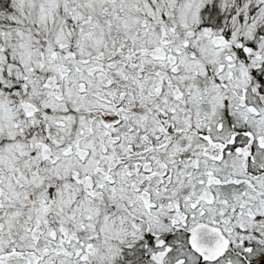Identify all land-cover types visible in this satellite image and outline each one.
Instances as JSON below:
<instances>
[{
    "label": "snow or ice",
    "instance_id": "6c2138e0",
    "mask_svg": "<svg viewBox=\"0 0 264 264\" xmlns=\"http://www.w3.org/2000/svg\"><path fill=\"white\" fill-rule=\"evenodd\" d=\"M0 264H264V0H0Z\"/></svg>",
    "mask_w": 264,
    "mask_h": 264
}]
</instances>
